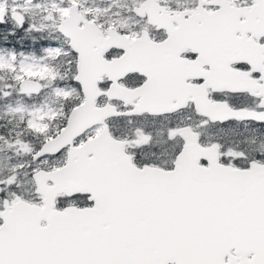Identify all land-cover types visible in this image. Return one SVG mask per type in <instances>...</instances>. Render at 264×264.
<instances>
[{
    "label": "snow or ice",
    "instance_id": "obj_1",
    "mask_svg": "<svg viewBox=\"0 0 264 264\" xmlns=\"http://www.w3.org/2000/svg\"><path fill=\"white\" fill-rule=\"evenodd\" d=\"M0 264H264V0H0Z\"/></svg>",
    "mask_w": 264,
    "mask_h": 264
}]
</instances>
